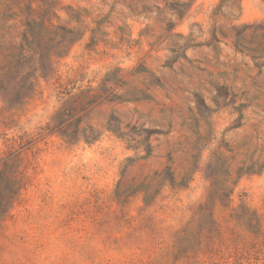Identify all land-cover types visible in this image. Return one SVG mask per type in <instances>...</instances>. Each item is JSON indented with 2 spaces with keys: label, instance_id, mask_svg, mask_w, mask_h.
<instances>
[{
  "label": "rangeland",
  "instance_id": "1",
  "mask_svg": "<svg viewBox=\"0 0 264 264\" xmlns=\"http://www.w3.org/2000/svg\"><path fill=\"white\" fill-rule=\"evenodd\" d=\"M237 1L239 18L235 8H226L215 25L219 42L177 52L185 43L180 35L192 32L195 44L210 41L220 0H0V68L31 21L48 30L102 22L95 43L86 32L23 108H8L0 92V170L10 154L16 167L20 153L27 176L0 225V264H264V234L235 227L230 210L220 206L214 209L220 236L211 248L198 257L174 256L177 234L208 196L202 172L183 187L166 182L148 207L140 195L116 199L118 188L155 171L190 168V144L199 133L208 142L202 170L220 147L234 183L231 207L245 203L264 228V170L238 173L242 164L264 163V0ZM177 2L192 7L178 17L169 9ZM68 8L85 11L70 22ZM233 26L241 31L237 46ZM107 73L119 79L111 85L115 97L92 110L91 123L102 129L114 114L136 140L144 129L157 130L149 138L150 157L109 133L91 145L36 136L62 105L56 80L65 85L82 78L76 86L96 87ZM195 96L211 115L198 114ZM9 100L10 106L12 90Z\"/></svg>",
  "mask_w": 264,
  "mask_h": 264
},
{
  "label": "trees",
  "instance_id": "2",
  "mask_svg": "<svg viewBox=\"0 0 264 264\" xmlns=\"http://www.w3.org/2000/svg\"><path fill=\"white\" fill-rule=\"evenodd\" d=\"M191 5L184 3H173L170 11L174 15L181 17L185 11H190ZM235 8L239 18L241 7L237 0H220L211 16L212 31L211 39L207 43H197L191 40L192 32L184 37L185 43L176 45V51L196 48L201 45L211 46L219 42L216 39V23L219 17L224 14V9ZM85 10L67 9V16L70 22H78L81 18V12ZM102 22H97L95 28L86 26L83 28H67L57 26L52 30L44 28L41 24L34 21L26 24V29L22 33V38L17 44H13L7 49L5 54V64L0 68V92L3 95L4 103L12 110H20L37 92L40 80L49 82L56 76V63L63 59L70 51L71 47L81 40L86 32H91V44L95 43V38L99 34V27ZM167 30L171 29V23L167 24ZM173 26V25H172ZM232 31L236 40V46L241 38V31L233 26ZM200 33L203 34L202 31ZM117 68L114 72H121ZM115 73H107L96 87L92 82L83 88L76 86L81 79L70 81L68 84H62L56 80L57 95L61 100V106L54 112L50 121L44 127H39L36 132L37 137L56 136L67 144H94L99 142L105 133H109L117 139L126 141L129 147L137 150L143 149L145 158L151 156L152 147L149 138L153 134H159L157 130H142L139 136L143 135L142 140H136L134 134H128L123 131L122 122L112 114L102 129L96 128L91 123L90 114L92 110L106 102L114 100L112 84L119 81ZM14 95V101L9 100L10 91ZM196 98V110L202 117L211 115L212 111L207 107L200 96ZM79 106L76 107L75 105ZM31 141H25L30 144ZM206 137L196 133V141L190 144V157L192 159L191 167L183 170L182 174H176L170 167L162 172L155 171L152 175L145 176L141 181H133L127 185L124 190H117L116 199H127L132 195H140L142 203L148 207L156 200L169 183L171 187L188 185L197 172H202L205 179L209 182L210 189L206 200L200 203L192 212L189 222L183 230L177 234L174 240V256L189 254L198 257L203 249L211 248L214 240L220 236V226L215 220L214 209L220 206L223 209L230 210L229 221L234 226L240 228L246 233L264 234L263 222L256 212L252 211L245 203L238 208L231 207V194L233 185L231 183L230 165H227V158L218 147L214 150L207 162L205 169L200 167L203 153V146L207 144ZM17 166L12 162L13 154H10L2 160L0 170V225L10 216V212L26 186L27 176L21 166L20 153L17 154ZM171 160V158H170ZM14 166V168L12 167ZM264 170V163L257 166L252 163L250 166L242 164L238 168V173H259ZM180 182L177 179L180 177ZM256 231V232H254Z\"/></svg>",
  "mask_w": 264,
  "mask_h": 264
}]
</instances>
